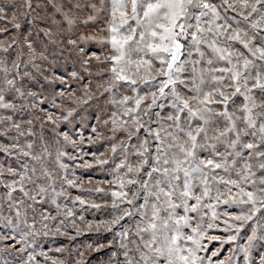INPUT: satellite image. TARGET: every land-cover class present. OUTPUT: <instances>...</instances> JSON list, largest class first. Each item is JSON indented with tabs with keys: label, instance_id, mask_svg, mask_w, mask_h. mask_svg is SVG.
I'll return each mask as SVG.
<instances>
[{
	"label": "snow or ice",
	"instance_id": "1",
	"mask_svg": "<svg viewBox=\"0 0 264 264\" xmlns=\"http://www.w3.org/2000/svg\"><path fill=\"white\" fill-rule=\"evenodd\" d=\"M0 264H264V0H0Z\"/></svg>",
	"mask_w": 264,
	"mask_h": 264
},
{
	"label": "rangeland",
	"instance_id": "2",
	"mask_svg": "<svg viewBox=\"0 0 264 264\" xmlns=\"http://www.w3.org/2000/svg\"><path fill=\"white\" fill-rule=\"evenodd\" d=\"M85 175L87 176V175H89V173H85ZM92 175L94 176V178H96V179H103L104 177L103 176H101V175H99V174H96V173H92ZM89 218H91V216H89ZM95 238V235L94 234H91V235H85V236H82V237H80V238H78V240H77V244H79V243H82V242H87V241H89V240H91V239H94ZM60 243H64V244H67L68 243V241L65 239V238H59L58 240H57V245H59ZM47 246H50V245H46V247Z\"/></svg>",
	"mask_w": 264,
	"mask_h": 264
}]
</instances>
